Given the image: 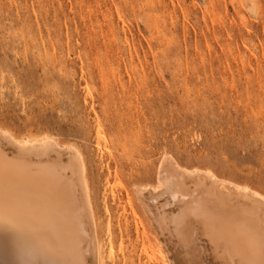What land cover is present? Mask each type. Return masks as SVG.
Here are the masks:
<instances>
[{
    "label": "rangeland",
    "instance_id": "obj_1",
    "mask_svg": "<svg viewBox=\"0 0 264 264\" xmlns=\"http://www.w3.org/2000/svg\"><path fill=\"white\" fill-rule=\"evenodd\" d=\"M0 123L84 153L105 264H163L164 154L264 194V0H0Z\"/></svg>",
    "mask_w": 264,
    "mask_h": 264
},
{
    "label": "bare ground",
    "instance_id": "obj_2",
    "mask_svg": "<svg viewBox=\"0 0 264 264\" xmlns=\"http://www.w3.org/2000/svg\"><path fill=\"white\" fill-rule=\"evenodd\" d=\"M55 138L0 123V264H105L107 244L112 254L88 161ZM178 161L164 154L154 181L134 186L163 264H264V194Z\"/></svg>",
    "mask_w": 264,
    "mask_h": 264
}]
</instances>
